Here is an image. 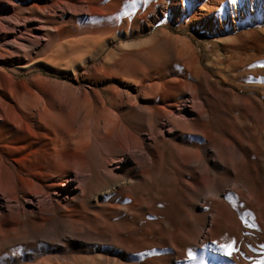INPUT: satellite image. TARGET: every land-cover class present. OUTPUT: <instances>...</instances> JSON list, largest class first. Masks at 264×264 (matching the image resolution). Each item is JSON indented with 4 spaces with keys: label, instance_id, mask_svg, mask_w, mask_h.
Masks as SVG:
<instances>
[{
    "label": "rangeland",
    "instance_id": "obj_1",
    "mask_svg": "<svg viewBox=\"0 0 264 264\" xmlns=\"http://www.w3.org/2000/svg\"><path fill=\"white\" fill-rule=\"evenodd\" d=\"M144 5H158L163 24L139 33ZM117 25L125 26L123 32L107 41L104 36L115 34ZM103 44L105 50L100 52ZM108 50L113 57L130 56L124 67L150 68L147 57H178L196 60L214 74L212 79L216 73H234V87L262 86L253 77L264 76V0H173L162 5L158 0H0L2 87L20 90L31 83L43 87L51 83L61 89L102 88L106 84L85 81L84 70L71 64L83 55L88 62H101ZM119 50L124 53L120 55ZM258 89L264 96V87ZM217 121L220 138L234 141L227 152L219 147V160L228 165L233 154L236 158L225 174L228 178L218 173L224 179L212 186L219 195L215 202L204 198L207 188L185 184L182 164L173 160L167 141L148 177L133 186V201L144 206L131 212L124 207L106 209L103 201L91 204L90 211L108 231V242L96 239L92 246L78 244L68 249L58 242L55 247L39 241L5 247L0 264H264V157L257 139L235 118L220 113ZM125 123L145 133L143 125ZM108 149L96 148L94 159H106ZM234 182L244 183L250 192L235 187ZM99 191L95 187L97 197ZM92 219L88 221L94 225ZM13 250L18 252L10 255Z\"/></svg>",
    "mask_w": 264,
    "mask_h": 264
},
{
    "label": "bare ground",
    "instance_id": "obj_2",
    "mask_svg": "<svg viewBox=\"0 0 264 264\" xmlns=\"http://www.w3.org/2000/svg\"><path fill=\"white\" fill-rule=\"evenodd\" d=\"M164 1L171 4L173 0H158L159 5ZM157 8L142 6L145 15L136 29L139 33L163 24L162 11L158 13ZM151 15L153 19H148ZM125 26L117 25L115 34L104 37L107 41L115 38ZM105 47L101 45L99 51ZM111 50L98 63L88 62L86 55L70 63L84 70L85 81L106 84L102 88L61 89L49 82L44 87L31 83L13 90L0 84V255L5 247L37 241L55 247L58 242L65 248L92 246L96 239L108 242V231L102 219L90 211L91 204L103 201L106 209L124 207L131 212L144 206L133 201V186L148 177L167 141L173 160L182 164L185 184L207 188L204 198L215 202L219 195L212 186L224 179L218 173L228 178L225 174L236 158L233 154L228 165L218 158L219 147L227 152L234 143L219 136L220 113L235 118L254 136L264 157V96L258 89L264 87L262 74L253 77L262 86L234 87V73H216L212 79L214 74L196 60L147 57L150 68H129L123 63L130 56L122 55L120 49L122 56L113 57ZM126 121L143 125L145 133ZM108 146L106 159H94L96 148ZM233 184L250 192L242 182ZM95 187L100 190L98 197ZM90 217L94 225L89 223Z\"/></svg>",
    "mask_w": 264,
    "mask_h": 264
}]
</instances>
